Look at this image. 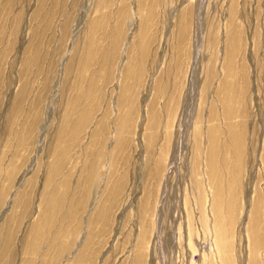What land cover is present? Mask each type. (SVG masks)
<instances>
[{
	"label": "rangeland",
	"instance_id": "rangeland-1",
	"mask_svg": "<svg viewBox=\"0 0 264 264\" xmlns=\"http://www.w3.org/2000/svg\"><path fill=\"white\" fill-rule=\"evenodd\" d=\"M0 264H264V0H0Z\"/></svg>",
	"mask_w": 264,
	"mask_h": 264
}]
</instances>
